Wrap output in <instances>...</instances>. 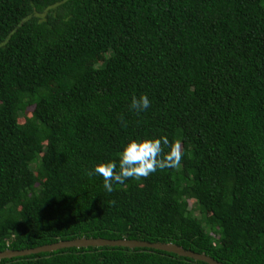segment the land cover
Instances as JSON below:
<instances>
[{
	"label": "trees",
	"instance_id": "trees-1",
	"mask_svg": "<svg viewBox=\"0 0 264 264\" xmlns=\"http://www.w3.org/2000/svg\"><path fill=\"white\" fill-rule=\"evenodd\" d=\"M161 135L181 142L179 169L112 192L87 175ZM76 237L264 264V0H0V251ZM0 264L207 263L86 246Z\"/></svg>",
	"mask_w": 264,
	"mask_h": 264
},
{
	"label": "clouds",
	"instance_id": "clouds-1",
	"mask_svg": "<svg viewBox=\"0 0 264 264\" xmlns=\"http://www.w3.org/2000/svg\"><path fill=\"white\" fill-rule=\"evenodd\" d=\"M149 106L150 100L147 95L142 94L139 98L132 97L130 107L138 114ZM182 157L183 149L179 140L170 142L164 135L158 138L130 139L119 153L118 165L114 160L99 162L94 166V171L87 172V175L101 176L104 188L112 192L113 183L123 184L129 178L137 180L147 178L157 169H179Z\"/></svg>",
	"mask_w": 264,
	"mask_h": 264
},
{
	"label": "water",
	"instance_id": "water-1",
	"mask_svg": "<svg viewBox=\"0 0 264 264\" xmlns=\"http://www.w3.org/2000/svg\"><path fill=\"white\" fill-rule=\"evenodd\" d=\"M86 246H124L128 248L133 247H148V248H154L158 250H163L166 252H172L178 256H184L189 257L194 260H200L207 264H223L221 262H218L214 260L213 258L209 257L208 255H205L203 253H196L191 250L183 249L182 247L167 242H148L144 240H136V239H107V238H92V237H76L72 239L67 240H58L56 242L47 243L31 248H24V249H4L0 251V259L1 258H9V257H15V256H23L28 255L31 253H38V252H44V251H52L60 248L65 247H86Z\"/></svg>",
	"mask_w": 264,
	"mask_h": 264
},
{
	"label": "rangeland",
	"instance_id": "rangeland-1",
	"mask_svg": "<svg viewBox=\"0 0 264 264\" xmlns=\"http://www.w3.org/2000/svg\"><path fill=\"white\" fill-rule=\"evenodd\" d=\"M117 39H118V34H113L112 39H111L112 40V44H114L116 42L115 40H117ZM103 60H104V56H102V55H99V56L94 55L89 60L79 61L77 63V66L82 67V68L97 67V66L102 65ZM30 110H31V107L26 108V110L24 111V113L22 115H19L18 121L21 122L23 120V118H22L23 115L24 116H28L29 113H30ZM188 202H189V205H191V202L192 201L191 200H188Z\"/></svg>",
	"mask_w": 264,
	"mask_h": 264
}]
</instances>
